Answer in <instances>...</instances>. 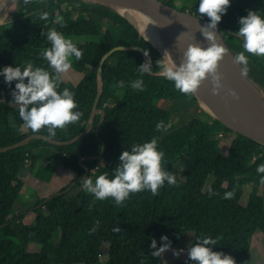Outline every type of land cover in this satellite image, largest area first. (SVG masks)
<instances>
[{"label": "trees", "instance_id": "trees-1", "mask_svg": "<svg viewBox=\"0 0 264 264\" xmlns=\"http://www.w3.org/2000/svg\"><path fill=\"white\" fill-rule=\"evenodd\" d=\"M193 2L189 11L199 17L200 0ZM264 16V0H231V6ZM228 8V10L230 9ZM184 10V9H182ZM222 15L220 32L228 50L235 55L243 51V41L234 36L239 30L241 14L232 22ZM42 12L59 15L60 20L40 19ZM129 18L132 16L127 15ZM0 71L4 67L52 69L41 56L51 47L46 35L55 28L77 47L90 45L95 64L90 74L78 85L65 79L58 91L68 88L82 112L78 122L64 129H56L50 138L47 128L28 142L0 151V264H49V256L57 264H101L103 243L109 244L107 264H165L163 256L153 257L151 242L157 249L163 246L161 237L167 235L172 246L180 244L193 218H207L203 235L219 237L213 251L230 255L236 264H250L252 239L257 230L264 231V173L257 166L264 164V145L249 139L223 125L201 108L195 95L180 93L174 82L161 74H141L138 67L151 57L152 71L160 70L157 61L162 53L148 41L137 27L109 4L93 0H32L25 5L16 0L14 7L0 4ZM209 19V18H208ZM104 24L109 29L104 28ZM116 46L123 49L110 51ZM148 52L146 56L141 49ZM109 53V54H108ZM108 54V55H107ZM164 54V53H163ZM104 59L102 66L100 63ZM248 57V78L264 95V56L245 53ZM165 59V58H164ZM166 59H168L166 57ZM142 78L144 90L130 87L132 81ZM124 81V87L118 83ZM27 82V81H26ZM17 81L9 86L0 76V149L16 144L28 135L30 129L20 132L19 108H14L12 92ZM123 90L120 96L119 91ZM201 104L207 105L203 93H196ZM99 99L94 112L95 102ZM162 100L185 101L188 110L197 106V113L183 125H175L179 110L165 108ZM208 106V105H207ZM98 130V123L102 117ZM94 121L93 129L85 133ZM163 121L166 130L156 131ZM85 133V134H84ZM231 135L236 145L247 147V152H234L229 159L220 154L218 135ZM80 136V137H79ZM158 137V150L164 152L162 167L176 176L183 170L184 182L169 185L167 181L158 195L150 190L130 194L123 205L113 198L98 200L86 192L81 180L95 179L101 174L113 178L123 151H131L134 144L150 142ZM63 141L66 144L55 142ZM49 146L60 154V163L71 169L76 177L53 194L39 199L33 205L10 215L25 184L21 171H34L37 161L43 159V147ZM200 167L222 181L217 195L210 196L205 186L193 174ZM89 169L88 174H85ZM252 184L247 202L242 201L245 187ZM80 187L76 192L75 188ZM235 190L232 199H223L224 193ZM34 213L30 223L24 221ZM98 222V226H97ZM119 227V232H114ZM95 228V231L92 229ZM171 264H194L190 260ZM264 264V263H263Z\"/></svg>", "mask_w": 264, "mask_h": 264}, {"label": "clouds", "instance_id": "clouds-1", "mask_svg": "<svg viewBox=\"0 0 264 264\" xmlns=\"http://www.w3.org/2000/svg\"><path fill=\"white\" fill-rule=\"evenodd\" d=\"M23 3L28 5L32 0H23ZM230 6L231 0H200L198 7L200 16L206 15L210 19V23L200 26V32L209 42V46L205 48L195 42L188 44L179 66L167 50L163 58L157 61L160 74L174 82L175 88L180 93L195 95L209 78L213 86V95H220L224 89V75L220 71V62L229 50L220 42L222 33L218 35L217 31L222 15L227 13ZM40 19L47 21L49 13L42 12ZM239 23V30L234 36L242 39L243 51L233 55V62L240 66L241 75L247 77L249 61L245 53L264 56V16L257 11L249 10L247 16L240 18ZM43 35H46L51 47L43 49L41 56L48 62L52 72L42 67L33 68L32 64H28L23 69L18 66L4 67L0 71V76L4 77L9 86L13 81H17L12 92V104L19 106V116L23 121L20 132L30 129L33 133H39L47 128L48 137L54 138L56 129H64L69 124L78 122L83 115L82 112L74 111L78 107L74 93L68 88H64L62 92L58 91L59 85L72 67L70 58L74 56L80 60L83 58V53L70 38H66L55 28L49 29L47 33L43 32ZM145 55H148L147 51ZM165 57L168 59L165 60ZM138 71L142 75L152 72L150 56L138 67ZM117 86L123 88L124 81H120ZM130 87L143 91L144 80L138 78L131 82ZM230 94L235 99H239V93L235 89L231 90ZM201 106L207 108L206 105ZM161 130H166L163 121L156 124V131ZM158 140V137H153L150 142L134 144L131 151H123L113 178H109L107 173L99 175L95 182L91 177L83 178L81 182L84 190L94 194L98 200L113 198L119 206L123 205L132 193L150 190L155 196L159 194V189L164 186L165 181L169 185H176V176L162 167L165 154L158 150ZM256 171L264 173V164L258 165ZM260 183L264 184V176H261ZM217 194L209 189L210 196ZM234 195L235 190L225 192L223 199H232ZM113 231L119 232L120 228L114 227ZM218 239L220 238L213 239L202 234L195 243L188 246L187 250H177L172 248L169 237L164 235L161 237L163 246L158 249L157 241L152 239L151 248L154 251L151 255L161 257L171 250L178 258L187 251L188 259L194 264H236L232 256L213 251L212 246L217 244Z\"/></svg>", "mask_w": 264, "mask_h": 264}, {"label": "water", "instance_id": "water-1", "mask_svg": "<svg viewBox=\"0 0 264 264\" xmlns=\"http://www.w3.org/2000/svg\"><path fill=\"white\" fill-rule=\"evenodd\" d=\"M102 2L109 4L120 14L129 19L137 27L139 32L155 47L157 46L145 34L141 32L136 23L115 7V3L133 5L139 8L147 15L155 19V21L161 23L163 26L169 29L176 37L180 36L179 39L187 46L188 44L193 42L199 43L205 48L209 46V42L206 41L205 37L200 32V26L202 27L210 23V19L208 18H202L191 13L190 11L178 9L166 3L164 0H104ZM2 23L3 20L0 19V24ZM220 28L221 25L219 23L217 31L218 35L221 34ZM220 42L225 45L223 37L221 38ZM123 48V46H116L110 51V53ZM141 50L145 54L146 51L143 48ZM161 53L164 56L162 51ZM107 55H105V57L102 59L100 67L102 66V63ZM233 59L234 56L229 51L225 58L220 62V71L224 75L223 83L225 85L220 95H213V86L210 78L201 85V87H203L202 92L204 100L210 108V111L206 108H204V110L213 115L226 127L264 145V104H262V102L257 98L256 94V91H260L252 84L251 80L248 77H243L241 75L240 66L235 64L233 62ZM165 60H167L166 57ZM151 73L160 74V70H155ZM233 89H235L239 93V99H235L231 96L230 93ZM195 96L197 98V95ZM197 100L199 101L198 98ZM98 101L99 99L97 98L94 106V112L98 111ZM200 105L202 104L200 103ZM104 117L105 112L102 111V117L97 125L96 130H98V127ZM93 126L94 121H92V124L85 133L90 132L93 129ZM35 137H41V135L38 133L30 134L22 141L6 148L0 149V151L18 147ZM55 143L66 144L68 142L57 141ZM88 172L89 169L87 168L85 174H88Z\"/></svg>", "mask_w": 264, "mask_h": 264}, {"label": "rangeland", "instance_id": "rangeland-1", "mask_svg": "<svg viewBox=\"0 0 264 264\" xmlns=\"http://www.w3.org/2000/svg\"><path fill=\"white\" fill-rule=\"evenodd\" d=\"M93 1H104V0H93ZM164 1L170 5L178 8V9H184L187 11H189V9L193 5V2L191 0H164ZM15 3H16V0H0V4L3 5V7H5L6 9L14 7ZM248 8L249 7L247 4H245L244 6H242L240 8L230 7V9L228 10V14L225 17L226 22H229V23L232 22L233 19L235 18V16L239 13L241 14L242 17L247 16L248 11H249ZM121 12H123L125 15L132 16V18L135 16L133 14H129L128 12H124V11H121ZM49 19L56 20V21H58V19L60 20L58 13L57 14L49 13ZM104 28L109 29V26L104 24ZM142 29H145V28L140 27L141 32H142ZM150 31L157 33V34H161L159 32L152 30V29ZM78 48L82 51L83 58L80 60H77L74 56L71 57L70 59H71L72 67L65 76L66 81H71V82H73V84H77V85L82 80H84V78L86 77L87 74H90V72L93 69V66L95 64V58H94V55L92 52V47L90 45H85V46L78 47ZM178 64L179 63H177V65ZM118 93L121 96L123 94V90H120ZM10 104L12 106H14V108H19L18 105L12 104V102ZM160 104L162 106H164L165 108H170V109L173 108V109L179 110V114L176 116L175 121H174L175 125L185 124L193 116L192 113L194 115H200V117H202V118H206L205 115L196 114L197 113V106L196 105H193L188 110H185L187 107H185L184 105L190 104V102L186 103L185 101L162 100L160 102ZM199 104H200V102H199ZM201 108L204 109L205 107L201 106ZM206 109L210 111V108L208 106ZM22 124H23V121L21 120L20 124H19L20 127ZM216 138L219 139V149H220L219 152H220L221 156L225 159H229V156H231L234 152H237V151L238 152H247V151H249L247 147L243 148V146L241 147V145L234 144L232 141L231 135H229V134H227L225 136L220 134ZM43 148H44V150L42 151V154L45 156V158L51 159L52 161L55 160L56 156L58 155V152L53 150V148H51V147L49 148V146H47V145ZM52 164L53 163H46V161H44V159H40L39 161H37L32 174L35 175L37 172L38 177L45 179V181H47V182L50 181L52 184L50 183L49 185L55 186L58 184L59 180H55L56 173L54 172V174H52V172L50 170L51 169L50 166ZM40 166L44 167L43 171L47 172V173H45V175L48 174V176H44V175L41 176L38 174L37 170ZM193 174L198 178V180L201 183L204 184L205 189L208 193H209V189H211L213 192L216 193L217 189L222 184L221 180H218L215 177L209 175L206 171H204L200 167H195ZM30 175L31 174L27 168H25L21 171V176L24 179V182L25 181L26 182H25V184L23 186V190L20 194V197H19L20 199H18V202H16L13 207L9 208L11 216L13 214L27 208V207L33 205L39 199H41V198H39V196L42 193L43 186L38 187V183L34 184L29 178ZM177 181L179 182V184H183V182H184L183 170L180 171V173L178 174ZM79 189H80V187L75 188L72 192H76ZM251 190H252V184H248L245 187V193H244L243 198H242V201L244 204L247 202L248 197L251 193ZM45 191H49L48 188ZM55 191H52L51 193H45L47 195H44V197H47L50 194H53V192H55ZM212 196H214V195H212ZM0 206L4 207L5 209H7V207H8V206H5L4 204H2L1 202H0ZM33 219H34V214H30L25 218V222L30 223V222H32ZM206 223H207V218H193V219H191V221L189 223V228H188L187 232L184 234L180 244H178L176 246H172V248L177 249V250L178 249L187 250L188 246L191 243H195L197 238L200 237L204 233ZM108 249H109V244L103 243L102 248H101V264H107ZM162 256H163V259L165 261V264H171L174 261L189 260L188 256H187V251H185L183 254H181V256L178 258L173 255L171 250L165 252L164 255H162ZM48 263L49 264H57L55 259L54 258L52 259L51 255L49 256ZM263 263H264V231L257 230L253 236V239H252L250 264H263Z\"/></svg>", "mask_w": 264, "mask_h": 264}, {"label": "bare ground", "instance_id": "bare-ground-1", "mask_svg": "<svg viewBox=\"0 0 264 264\" xmlns=\"http://www.w3.org/2000/svg\"><path fill=\"white\" fill-rule=\"evenodd\" d=\"M114 5L120 11L135 15L131 19L136 23L139 29L140 27L145 28L142 29V33L145 34L158 48H160L163 53L167 50L171 53L172 58L176 63H181L184 58L183 53L187 49V45L180 39L178 40V37H176L169 29L133 5L123 3H115ZM151 29L161 34L154 33L150 31ZM199 90L202 92L203 87H200ZM256 94L257 98L262 102V104H264V95L258 91H256Z\"/></svg>", "mask_w": 264, "mask_h": 264}, {"label": "crops", "instance_id": "crops-1", "mask_svg": "<svg viewBox=\"0 0 264 264\" xmlns=\"http://www.w3.org/2000/svg\"><path fill=\"white\" fill-rule=\"evenodd\" d=\"M44 156V155H43ZM43 159H44V161H46V163H53L50 167H51V172H52V174H54V172L56 173V175H55V180H59L58 181V184L57 185H55V186H53V185H49L51 182L49 181V182H47V181H45V179H43V178H40V177H38L37 176V172H36V174L35 175H33L32 173H30L31 175H30V180L34 183V184H36V183H38V187H41V186H43V188H42V193H41V195L39 196V198H42V197H44V195H47V194H45V193H51L52 191H57L58 189H60L61 187H63L64 185H66V184H68L69 182H71L73 179H74V177H76V173L74 172V171H72L71 169H65V168H63V166L61 165V163H60V154H58L57 156H56V158H55V160H51V159H46L45 158V156L43 157ZM59 161V162H58ZM43 168L44 167H42V166H40L39 168H38V174L39 175H41V176H48V174H46L45 175V173H47V172H45V171H43ZM54 170V171H53ZM26 182V181H25ZM52 184V183H51ZM48 188V190L49 191H45L46 189ZM54 193V192H53ZM51 195V194H50ZM20 197V196H19ZM18 199H20V198H18ZM23 205V204H22ZM30 214H34V213H29L28 215H30ZM27 215V216H28ZM26 216V217H27ZM35 216V215H34ZM25 217V218H26ZM24 221H25V219H24Z\"/></svg>", "mask_w": 264, "mask_h": 264}]
</instances>
